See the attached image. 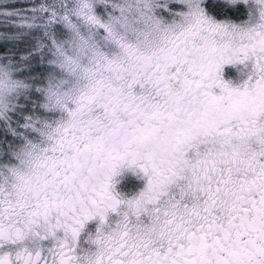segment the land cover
Segmentation results:
<instances>
[{
  "label": "snow or ice",
  "instance_id": "snow-or-ice-1",
  "mask_svg": "<svg viewBox=\"0 0 264 264\" xmlns=\"http://www.w3.org/2000/svg\"><path fill=\"white\" fill-rule=\"evenodd\" d=\"M0 264H264V0H0Z\"/></svg>",
  "mask_w": 264,
  "mask_h": 264
}]
</instances>
